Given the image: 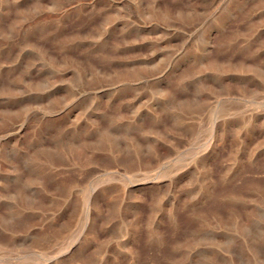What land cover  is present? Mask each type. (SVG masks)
<instances>
[{
	"label": "rangeland",
	"instance_id": "obj_1",
	"mask_svg": "<svg viewBox=\"0 0 264 264\" xmlns=\"http://www.w3.org/2000/svg\"><path fill=\"white\" fill-rule=\"evenodd\" d=\"M0 264H264V0H0Z\"/></svg>",
	"mask_w": 264,
	"mask_h": 264
}]
</instances>
